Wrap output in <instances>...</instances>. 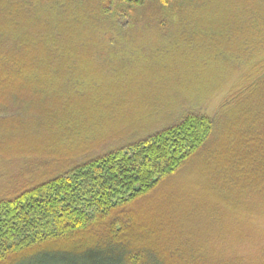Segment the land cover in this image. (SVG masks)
I'll return each mask as SVG.
<instances>
[{"label": "trees", "instance_id": "16d2710c", "mask_svg": "<svg viewBox=\"0 0 264 264\" xmlns=\"http://www.w3.org/2000/svg\"><path fill=\"white\" fill-rule=\"evenodd\" d=\"M225 2L220 10L217 0H0V159L39 145L40 136L41 146L66 145L56 135L84 118L43 98L75 92L74 54L87 48L92 63L102 61L105 36L139 20L162 30L173 20L192 39L202 30L189 21L247 18L264 46V0ZM213 131L206 115L186 114L0 199V264H264L249 252L217 259L179 230L170 193L158 194Z\"/></svg>", "mask_w": 264, "mask_h": 264}, {"label": "rangeland", "instance_id": "374dc122", "mask_svg": "<svg viewBox=\"0 0 264 264\" xmlns=\"http://www.w3.org/2000/svg\"><path fill=\"white\" fill-rule=\"evenodd\" d=\"M225 1L217 0L220 10ZM189 22L199 24L201 36L179 35L173 20L162 30L143 19L105 36L102 61L92 63L87 48L76 52L81 86L43 100L73 108L81 126L56 135L66 145L41 146L40 136L39 145L0 159V199L186 114H203L213 121L209 143L158 194L170 193L179 230L217 259L249 252L264 263V179L259 186L256 180L264 174V46L247 18Z\"/></svg>", "mask_w": 264, "mask_h": 264}]
</instances>
